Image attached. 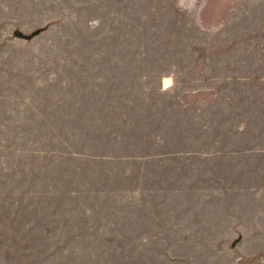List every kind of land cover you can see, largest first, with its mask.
<instances>
[{"label": "rangeland", "instance_id": "obj_1", "mask_svg": "<svg viewBox=\"0 0 264 264\" xmlns=\"http://www.w3.org/2000/svg\"><path fill=\"white\" fill-rule=\"evenodd\" d=\"M0 264H264V0H0Z\"/></svg>", "mask_w": 264, "mask_h": 264}, {"label": "water", "instance_id": "obj_2", "mask_svg": "<svg viewBox=\"0 0 264 264\" xmlns=\"http://www.w3.org/2000/svg\"><path fill=\"white\" fill-rule=\"evenodd\" d=\"M39 31V29H37L36 31H33L32 33L30 34H26L24 32H22L20 29H15L13 31L14 35L17 36V37H24V38H30L32 37L34 34H36L37 32ZM238 239H235L231 242V246H234L235 243L237 242Z\"/></svg>", "mask_w": 264, "mask_h": 264}]
</instances>
